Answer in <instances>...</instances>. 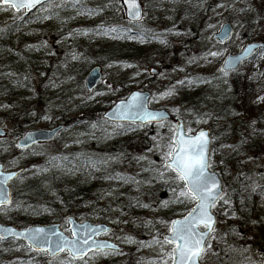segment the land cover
I'll return each instance as SVG.
<instances>
[{
	"label": "rangeland",
	"instance_id": "obj_1",
	"mask_svg": "<svg viewBox=\"0 0 264 264\" xmlns=\"http://www.w3.org/2000/svg\"><path fill=\"white\" fill-rule=\"evenodd\" d=\"M105 1L103 11L98 14L93 0H50L27 14V38L37 39L40 45V50L35 52L39 63L36 70L41 71L42 79L49 83V104L44 115L33 119V124H25L21 133L58 125H64V130L53 142L23 151L15 146L17 123L6 120L2 125L7 134L0 139V163L8 170H15L23 161L34 162L29 171L26 169L12 183V202L0 207V222L6 224L14 216V208L20 205L19 197L25 186L32 184L30 180L27 182L30 172H36L40 179L49 173L46 170H51L53 158L67 157L85 149L101 155L104 162L118 160L120 174L131 177L135 184L128 199L129 216H118V211H114L116 196L113 193L118 194L117 190L105 192L100 203L103 209H108V217L118 218L115 224L109 223L113 231L105 238L119 245L121 251L93 252L79 259H71L63 253L49 262L45 253H35L8 241L2 246L5 259L0 260V264H173L172 249L175 245L167 243L163 235L170 233L174 219L185 217L195 205L194 200L180 195L187 193L183 183L165 167L168 153L175 146V122L139 125L102 121V113L114 102L125 99L129 92L149 91L150 109H164L182 117L189 135L210 129V167L216 152L218 158L220 153L225 156L231 153L243 135L246 120L255 126V119L250 118L249 105L242 109L225 106L226 97L230 95L234 100L235 96L230 81L232 73L225 75L220 66L227 55L239 52L249 42L259 41L255 37L262 34L260 23L264 21V0H139L144 17L137 25L125 20L120 0ZM15 15L10 7L0 3V25L4 27L12 22ZM109 19L121 36L107 31L111 29L105 26ZM224 23H230L233 35L227 43L220 45L211 38ZM147 30L151 35L149 39L141 36ZM119 42L126 45L128 51L101 66L99 87L87 93L84 77L90 67L86 68V65L95 61L96 48L110 47ZM211 52L219 55L211 56ZM124 57L130 58L129 62ZM263 65L264 53H259L242 67H250V76L257 77ZM84 69V75H81ZM151 69H155L157 75L151 74ZM238 71L241 74L242 71ZM260 75L254 83L255 99L252 102L256 114L264 106V99H258L264 97V89L259 87L264 75ZM182 94L204 103L195 107L188 102L183 104ZM24 96L32 99L33 94ZM79 113L93 118L89 123L82 121L77 124ZM247 164L254 172L251 178H256L259 171L264 173V155L250 158ZM41 169L44 172H40ZM220 169H224V174ZM220 169L213 170L221 179L223 175L229 180L233 177L230 166L225 170L221 165ZM66 170L64 177L71 181L72 186L79 175L69 177L72 166ZM53 173L50 172L51 175ZM67 182L64 185L67 186ZM223 184L224 195L213 207L216 217L227 213L223 204L227 185ZM261 186L258 183L253 188ZM42 187L46 190L49 184ZM109 187V184L105 185L106 189ZM262 193L261 190L257 194ZM256 200L264 203L259 195ZM258 211L263 220L264 210ZM89 213L94 215L95 211ZM66 215L60 220L48 215L46 224L58 222L63 232L70 235ZM45 216L46 213L41 215ZM83 220L79 218V221ZM88 220L98 223L94 219ZM226 223L216 222L200 255L201 264H248V253L254 255L256 252L258 255L264 249V226L260 233L254 230L246 238L245 246L235 251L230 245H236V234L232 236V230H227ZM257 264H264V257Z\"/></svg>",
	"mask_w": 264,
	"mask_h": 264
},
{
	"label": "trees",
	"instance_id": "obj_2",
	"mask_svg": "<svg viewBox=\"0 0 264 264\" xmlns=\"http://www.w3.org/2000/svg\"><path fill=\"white\" fill-rule=\"evenodd\" d=\"M105 3V0H93V6L97 8L95 9L96 14L103 11ZM109 20L105 23V26L112 29L114 27L111 19ZM26 24L27 15L16 14L12 22L0 29V126L6 120L17 123L15 128L16 138L21 136V130L25 124H33L35 122L32 121L33 119L44 115L49 104V83L42 79V72L36 70L39 63L35 52L40 50V45L37 39L33 41L27 38L29 33L25 29ZM260 26L262 34L256 35L255 38L264 41V21L260 23ZM117 31L118 29L111 31V33L121 36ZM141 36L147 39L151 38L148 30ZM96 49L95 61L90 62L89 65L87 64L86 68L92 65L102 66L108 64L114 56L121 57L122 53L128 51V47L122 42L106 48L98 46ZM261 53H264V51H261ZM124 59L126 62L130 60L127 57H124ZM239 70L242 71L241 74H239V71L233 72L230 79L234 88V100L229 95L225 99V106H237L242 109L244 106L249 105L250 118L255 119V126H251L249 121L246 120L243 135L233 146L231 153L227 156L220 153V158H218L216 152L211 164L212 169H220L222 165L227 170L230 166L234 172L230 180L224 175L222 176L223 182L227 185V194L224 196V200L228 202H222L227 208V213L224 216L218 215L217 222H227V230H232V236L233 233L236 234V245H230L235 251L245 246L246 238L254 230L260 233L264 226V219L262 220L261 212L258 211L264 210V203L261 204V201L256 200L257 195L264 200V173L259 171L256 178H251V174L254 172L249 170L247 164L250 158L260 154L264 155V106L258 114L252 108V102L255 99L254 83L257 77L261 76L260 74L264 75V65L257 77L250 76V67L245 69L241 67ZM84 72L85 69L81 75H84ZM259 87L264 89V79ZM26 93H32V99H26L24 96ZM180 99L183 104L188 102L187 104L194 107L197 104L204 103L185 94H182ZM92 118V116H84L79 113L78 119L80 121L76 123L79 124L82 121L89 123ZM1 158L0 156V161H2ZM218 159H220V162H218ZM53 160L55 161L50 163L51 170H46L49 173L40 179L37 178L36 172L28 174L27 182L30 180L32 184L25 186L22 196L19 197V200H21L20 205L14 208V216L6 224L16 225L15 227L20 228L34 223L46 224L48 215L60 220L65 214H73L77 218L85 220L94 219L101 223L113 222L115 224L118 218L108 217V209H103V205L100 204L104 193L112 190L118 191V194L113 193L116 196L113 203V206H115L114 211H118V216H129L128 199L133 194L135 184L131 177L120 174L118 160L104 162L101 155L91 153L85 149L67 157L58 156ZM33 162L34 160L31 162L23 161L21 162V168L29 171V167ZM230 162L233 164H230ZM68 166H72L69 177L79 175L72 186L69 183L71 181L64 177ZM51 171L54 172L53 175L50 174ZM220 171L224 174V169H220ZM40 172H44V170L41 169ZM65 182H67V186L64 185ZM253 182L262 186L253 188V185H255ZM44 184H49L46 190H43L42 186ZM107 184L110 186L109 189L105 188ZM261 190L263 193L257 194ZM38 201H41V203H38ZM93 210L95 211L94 215L88 214V211ZM44 213H46V216L41 217ZM4 243L6 242L0 241V260L5 259L2 250ZM14 243L27 249L21 242ZM251 250L253 251V249ZM263 257L264 249L258 255L256 252L254 255L248 253L247 263L257 264L258 260Z\"/></svg>",
	"mask_w": 264,
	"mask_h": 264
},
{
	"label": "water",
	"instance_id": "obj_3",
	"mask_svg": "<svg viewBox=\"0 0 264 264\" xmlns=\"http://www.w3.org/2000/svg\"><path fill=\"white\" fill-rule=\"evenodd\" d=\"M47 1L49 0H40V2L36 3L31 9H28V8L16 9V8H13L10 3H7V4L2 3V4L4 6L11 7L12 10L15 12H20L24 9L26 13H29L30 11L36 9L37 7H39L40 5L44 4ZM16 2H19V0H16ZM120 2H121V6L124 9V15L127 21L137 23L142 20L143 8L139 0H137V4L139 6L141 16L138 19L128 14L127 5L123 3V0H120ZM225 33H227V35L224 37L223 40H221L219 37L224 36ZM232 34H233L232 26L229 23H224L220 27L218 32L212 36V40L216 41L218 44H225L227 41L230 40V38L232 37ZM245 49H247V51H245ZM261 50H264V43L262 42L248 43L244 46V48L240 52L226 56L224 60L222 61L221 67L225 64V61L231 60L233 62L234 67L231 71H228V72L236 71L245 61L251 59L258 51H261ZM100 71H101L100 66H94L93 68L89 70V72L85 76V81H84V86H85L86 91L90 92L98 86L102 78ZM150 73L153 75H157V71L155 69H151ZM150 97H151V94L148 91L134 90L130 92L125 99L116 101L108 110H106L101 115V118L107 122L116 123V124L134 123V124H140V125H147V124H157V123L169 121L172 115L168 113L166 110H163V109L156 110V109H150L148 107ZM145 111L153 113L158 117H162V119L152 120L151 122H149L148 120L144 118ZM174 120L176 123L174 135L178 134L179 131H182L185 137H194L201 131L207 133L208 151L206 153V157L208 160V168L206 171L209 174L214 175L215 178L218 180L219 186L221 189V197H222L224 194V186H223L222 180L220 176L218 175V173L210 169V156H211V147H212L211 130L204 129V130L198 131L194 135H189L187 134L184 120L180 117H175ZM62 129H63V126L59 125L52 129H37V130L26 131L16 141V146L19 149L27 150L37 144L51 142L58 135V133L62 131ZM5 134H6L5 130L2 127H0V138L4 137ZM21 171L22 170H11V171L4 170V166L0 163V188H4L7 190L10 202H11L10 183L18 177ZM5 177H7L6 180H5ZM219 199H217V201ZM217 201L215 202V204L217 203ZM8 204L10 203L0 204V206H7ZM194 207H196V201H195ZM210 211L214 219V224H213V228H214L216 224V216L212 212V208L210 209ZM181 219L183 218H178L175 220H181ZM66 221L69 227L70 236L66 235L61 230V225L59 223L42 225V226L35 225V226H30L24 229H17V228H14L13 226L3 225L2 223H0V236L3 237V239H0V240L6 241V240L12 239V240L21 241L35 252H45L48 256L49 261L53 260L55 257L59 256L60 254L64 252H67L69 257L77 259V258H83L87 256L90 252H119L120 251V247L116 245L113 241L102 238L103 236L111 233L112 227L110 225H107L105 223L93 224L90 221L78 222V220L74 216H67ZM5 229H11V232L5 231ZM37 229L42 230V232L40 233V236L42 238L41 248L43 250L38 249L27 238L30 234L34 233L35 230ZM199 230L207 231L202 225L200 226ZM74 232L76 233V235L73 234ZM212 233L213 231H211L209 235L206 237L207 243ZM165 236H170V233L167 235H164V237ZM43 240H47L48 243H43ZM84 240L88 241V245L84 246L82 253H75L72 250V244L70 242L72 241L82 242ZM94 241L96 243L110 244L113 247L97 250V248L95 247L93 243ZM57 244L66 245V246L63 247L62 251H57L56 250ZM77 246L80 247L81 244L78 243ZM49 248L51 249V251L48 250ZM197 264H201L200 256L198 258Z\"/></svg>",
	"mask_w": 264,
	"mask_h": 264
},
{
	"label": "snow or ice",
	"instance_id": "obj_4",
	"mask_svg": "<svg viewBox=\"0 0 264 264\" xmlns=\"http://www.w3.org/2000/svg\"><path fill=\"white\" fill-rule=\"evenodd\" d=\"M40 0H0V3H10L13 8H28L31 9ZM127 5L128 14L138 19L141 16L137 0H123ZM107 31H116L112 28ZM107 31L105 34H107ZM224 36H220L221 40ZM247 51V49H245ZM211 56L219 55L218 52L209 53ZM234 65L231 60L225 61L220 71L227 75L228 71L233 69ZM180 83H183L182 81ZM258 99H264L259 97ZM144 118L151 122L152 120L162 119L153 113L145 111ZM174 148L168 153V160L165 161V167L171 168L177 175V178L184 183V188L187 193H181V196H186L196 201V207L191 209L187 216L181 220H173L171 228L169 229L170 236H165L164 239L169 244H174L172 249L173 264H197L200 254L204 251L206 245V237L214 230V219L210 209L214 206L217 199L221 197V189L218 180L214 175L209 174L206 170L208 168V160L206 153L208 151L207 133L201 131L194 137H185L182 131L173 136ZM7 177H5V180ZM179 199V197H177ZM228 201H225L227 203ZM10 203L8 192L4 188H0V204ZM203 226L207 231H200V226ZM11 232V229H5ZM41 229L35 230L27 238L34 246L41 249L42 238ZM76 235V233H73ZM0 239H3L0 236ZM43 243H48L43 240ZM67 243V242H66ZM72 250L75 253H82L84 246L88 245V241L82 242L72 241ZM81 244L80 247L77 244ZM97 250L103 248L113 247L110 244L93 242ZM66 245L57 244L56 250L62 251ZM210 247V245H208ZM51 251V249H48Z\"/></svg>",
	"mask_w": 264,
	"mask_h": 264
}]
</instances>
